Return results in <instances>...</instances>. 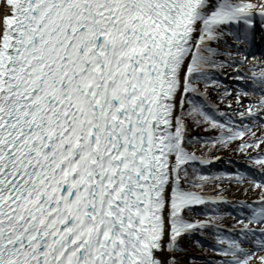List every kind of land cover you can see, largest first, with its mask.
Listing matches in <instances>:
<instances>
[{
  "label": "snow or ice",
  "instance_id": "snow-or-ice-1",
  "mask_svg": "<svg viewBox=\"0 0 264 264\" xmlns=\"http://www.w3.org/2000/svg\"><path fill=\"white\" fill-rule=\"evenodd\" d=\"M257 24L264 0H0V264H181L206 231L207 264H264ZM246 61L233 105L214 76ZM233 145L245 165L208 170Z\"/></svg>",
  "mask_w": 264,
  "mask_h": 264
},
{
  "label": "rangeland",
  "instance_id": "rangeland-1",
  "mask_svg": "<svg viewBox=\"0 0 264 264\" xmlns=\"http://www.w3.org/2000/svg\"><path fill=\"white\" fill-rule=\"evenodd\" d=\"M218 46L222 47V43L220 45H218ZM220 58L221 59L224 58V53L223 52L221 53ZM221 72L228 73L227 76L224 75L225 76L224 77V81H222V82H223L224 85H228L229 87L232 88V95H229L228 99L232 100L233 101V105H235V92H236L235 85L236 84L240 83L241 86L244 87L249 92L251 90H249V88H248V86H247V84L245 82L242 83L239 80H234V79H230L229 78V77L234 76V75L235 76H239V75H243V74H241V73H233L232 72V68H227V67L223 68L221 70ZM214 78H216V77H214ZM208 91H209V95L212 97V99L216 103H218L221 108H225L227 110L226 103L216 99V97H217V95H219V93L214 91L211 87H209ZM254 97H256L255 94L253 95V99H254ZM246 99L247 98L243 94H241V100L244 101ZM243 107H244L243 104H241V106L237 107L235 110L239 111ZM258 120H259V118H258ZM244 122L245 121L238 120V123H244ZM248 123H251V121H248ZM262 124H263V122H257L255 124V126L253 127L252 131H254L257 135H259L261 132H264V126H262ZM208 134L209 133H207L206 135H208ZM191 147H195L198 150V145H191L190 148ZM261 147H264V144H262ZM214 155H219L221 158L219 160L214 161V162H212L210 164V167H209L208 170H211V171H216V170L220 169L221 166H224L227 170L232 171V170H236L237 168L243 167L245 165V163H246V158L244 156V153L235 151L234 150V145H233V150H229V149H224L223 148V149H221L219 151V153H216ZM220 170H222V169H220ZM224 183H225V185H227L229 182L228 181H224ZM206 186H207V188H210V189L215 187L214 184H208ZM238 187H239L238 184L232 183L231 187H229L227 189L226 195L231 197V198H234V199L243 198L244 195H245L244 192H243V189H241L240 191H236V189ZM257 194L258 193L249 192L247 194V198L251 199L253 196H255ZM221 207H222V210L225 211V212H231L232 211V208L230 206H221ZM197 218H203V216L199 215V216H197ZM231 221H232V217L231 216H225V217L220 219V222L222 224H224L226 226H229V227L232 226ZM207 236H209L208 241H210V232H207V233L205 232L204 236H197L195 233L191 237L186 236L187 239H185V242H186L185 251L187 252V260H186V261H188L187 263H191L188 260V256L189 255H192V256L196 257L195 264H207L208 258H210V257L217 258L215 253L210 256V249H211L209 247L210 243L209 242L208 243L203 242L204 241L203 239L206 238ZM196 239H200L201 240L202 246H198L196 243H193V241L196 240ZM180 253H182V252L181 251H177L176 255H178ZM165 254L167 255V253H165Z\"/></svg>",
  "mask_w": 264,
  "mask_h": 264
},
{
  "label": "trees",
  "instance_id": "trees-1",
  "mask_svg": "<svg viewBox=\"0 0 264 264\" xmlns=\"http://www.w3.org/2000/svg\"><path fill=\"white\" fill-rule=\"evenodd\" d=\"M201 87L203 88L204 87V85L203 84H201ZM194 134L195 133H199V134H201V135H206L207 133H204L203 131H202V129H200V128H195V129H192L191 130ZM208 135H210V133L208 134ZM198 145V151L200 150V145L199 144H197ZM191 145H189V147H190ZM221 149H223V148H221ZM220 149V150H221ZM219 150V151H220ZM214 153H217V152H213L212 154H214ZM201 211V209H196V212L197 213H199ZM207 232V231H206ZM185 239H187L186 238V236H181V238H180V245H182V250H181V252L182 253H180V254H178V255H176L180 260H181V264H191V263H187L188 261H186L187 260V252L185 251V246H186V242H185ZM211 241H212V235H211V233H210V243H211ZM214 253L212 252V250L210 249V256L211 255H213ZM210 258H213V257H210ZM213 259H215V258H213Z\"/></svg>",
  "mask_w": 264,
  "mask_h": 264
},
{
  "label": "bare ground",
  "instance_id": "bare-ground-1",
  "mask_svg": "<svg viewBox=\"0 0 264 264\" xmlns=\"http://www.w3.org/2000/svg\"><path fill=\"white\" fill-rule=\"evenodd\" d=\"M232 37L231 36H227V37H225V39H227L228 41H229V43H232L233 42V40L231 39ZM259 40H260V36H259ZM223 47H225L223 44H222V48ZM228 51H236V49H235V47L233 46L232 48H229L228 49ZM255 57V56H254ZM250 61H246L244 64H241L240 65V68L242 69V72L241 73H250L251 72V69H249V68H247V63H249ZM262 64V63H261ZM262 66H263V64H262ZM227 68H231L230 66H228ZM250 80L248 81V80H246V84H247V86L250 84ZM249 88V87H248ZM250 90H251V88H249ZM255 98H257V97H254V99ZM244 106V105H243ZM262 126H264V122H263V124H262ZM162 255H166L165 253H162Z\"/></svg>",
  "mask_w": 264,
  "mask_h": 264
}]
</instances>
